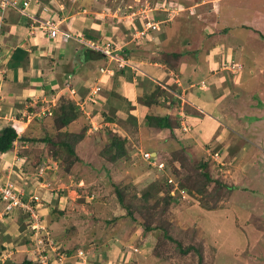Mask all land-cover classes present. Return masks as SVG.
<instances>
[{
	"label": "rangeland",
	"instance_id": "374dc122",
	"mask_svg": "<svg viewBox=\"0 0 264 264\" xmlns=\"http://www.w3.org/2000/svg\"><path fill=\"white\" fill-rule=\"evenodd\" d=\"M54 1L71 13L86 9L92 17L113 21L112 33L134 41L141 50L153 47L159 53L158 61L175 75L184 60H196L201 65L206 62L212 69L219 61L230 72L229 78L234 75V82L240 80V69L247 72L239 86L231 83L232 88L222 100L227 111L226 136L205 145L188 144L191 135L186 125L180 126L183 129L179 134L170 129L161 133L146 120L138 123L135 116L133 122L120 118L124 125H115L100 111L92 118L98 128L90 129L93 127L87 113L92 115L93 109L85 106L89 96L82 103V98L74 97L78 92L69 82L65 85L68 94L44 97L25 118L10 116L4 126L11 125L20 136L37 141H16L11 152L20 151L23 164L19 166V162L9 164L0 155V241L4 232L13 237V243L0 250V264L25 259L34 264H264V0H223L219 5V0ZM27 13L36 15L29 9ZM154 15L161 24L146 37L141 31L143 23ZM56 20L58 34L49 36L44 32L59 45L78 36L64 30ZM157 32L165 33L161 37L168 35L160 45L153 40ZM76 39L94 50L82 40L85 36ZM118 43L124 50L118 54L129 57L131 46L126 48L123 40ZM175 50L186 53L182 61L170 56L168 64L165 55ZM178 82L181 85L175 83V89L183 86L182 78ZM64 97L74 99L87 111L82 109L80 124H70L75 132L87 126L85 138L77 145L84 168L74 172V182L68 178L69 163L78 161L77 156L38 140L46 136L61 140L60 131L65 127L57 121L55 109ZM96 98L97 94L92 100ZM161 103L167 104L165 96ZM169 114L174 116L173 111ZM125 130L132 133L133 139ZM108 132L128 139L126 154L116 162L104 158L111 143ZM144 151L154 152L157 159L144 160ZM216 151L220 162L211 157ZM184 155L191 160L190 166L182 165ZM201 162L209 163L208 169L192 166ZM17 167L25 168L30 175L39 172L45 176V190L50 194L45 206L38 192L34 194L39 204L30 203L33 194L26 198L20 177L16 176ZM52 168L57 172L47 171ZM206 170L214 181L198 186ZM167 174L172 181L166 180ZM9 187L28 201L19 198L7 205L11 199L6 196ZM128 207L133 216L128 215ZM38 227L48 233L42 232L46 239L40 246L35 242ZM132 233L135 237L128 243Z\"/></svg>",
	"mask_w": 264,
	"mask_h": 264
},
{
	"label": "crops",
	"instance_id": "0c3cea01",
	"mask_svg": "<svg viewBox=\"0 0 264 264\" xmlns=\"http://www.w3.org/2000/svg\"><path fill=\"white\" fill-rule=\"evenodd\" d=\"M221 2L223 0H219L218 5ZM6 10L4 13L0 11V131L5 127V120L9 122L10 116L17 119V116L22 117L23 115L25 118V115L35 108L44 97L51 98L57 94H68L65 85L66 82H69L71 87L78 92L74 97L82 99L89 95L93 87H100L102 93L105 94L100 92L102 100L99 98L88 104L94 114H97L98 111L109 112L114 108L118 118L127 119L130 116H135L138 123H144L148 113L164 114L165 111L167 113L173 111V115L180 118L182 125H186L190 131L191 137L187 139L188 144L194 142V145L197 143L205 145L208 141L223 140L224 135L227 134L228 128L225 122L227 111L222 100L232 88L231 83L234 82V75L229 78L230 72L225 67L222 68L219 61H216L215 69H212L206 62L201 65L196 60V63L184 60L185 63L179 67L178 74L175 75L169 68L167 69L165 63L158 61L156 57L159 53L153 47L146 46V49L141 50L134 41L130 39L126 41L119 34L112 33L115 24L113 21L109 19L101 21L98 17H92L88 15L89 11L86 9L71 13L65 9V6L56 5L54 0H50L48 3H44L43 0H39V3L36 0H31L29 10L36 14L34 16L39 21L47 18L59 19L64 30L97 42L105 43L111 40L119 44L118 42L125 41L126 48L131 46L130 50L133 51L127 57L129 64L125 68H120L116 61H110L106 56L102 58L99 52L88 49L82 41L76 39L78 36L73 37L68 43L59 45L40 28L39 22H35L28 15L21 14L20 10L15 7H9ZM106 30H110V32L107 33ZM164 34V32H157L156 35L154 34L153 40H156L160 45L161 39H168V35L161 37ZM246 54L249 53L246 52ZM235 58L241 59L236 56ZM101 68H105L106 71L102 72ZM246 72L244 69H240V80L234 83L239 86L240 82L244 80ZM178 78L183 80V86H180L182 88L180 105L172 106L167 103L169 105L167 109V104L147 105L138 101L140 95L152 91L156 87L157 81L170 85L179 84ZM203 81L206 83L205 85L202 84ZM237 85L234 84V86ZM74 122L80 124L81 118ZM5 124L7 123L5 122ZM114 124L118 123L114 122ZM181 129L183 128H175L174 132L179 134ZM164 130L169 129H156L161 133ZM125 133L127 136L129 134V139L132 138V133L130 134L127 130ZM78 149L79 147H77ZM19 152L16 149L12 152L0 153V155H4L3 160L8 159L9 164L19 162L17 163L19 166L23 164L21 160L23 157ZM18 155L21 156L20 161H17ZM81 162L82 160H78L71 164L68 178L72 182H74L73 177L76 176L74 172L84 168L80 165ZM49 170L57 172L53 168L47 171ZM15 172L16 176L20 177V185L26 192V198L38 192L42 194L41 203L45 206L48 202L47 197L50 196L47 189L45 190V176L40 175L39 172L30 175L27 174V171L25 173V168L18 170V167ZM37 187L39 191L36 190ZM13 222L17 223V221ZM6 237H10V239L7 240ZM132 237H135L134 233L127 240L128 243ZM1 238L3 243L0 241V246L7 247L13 243V237L5 232L1 233ZM5 248L0 247V250Z\"/></svg>",
	"mask_w": 264,
	"mask_h": 264
},
{
	"label": "trees",
	"instance_id": "16d2710c",
	"mask_svg": "<svg viewBox=\"0 0 264 264\" xmlns=\"http://www.w3.org/2000/svg\"><path fill=\"white\" fill-rule=\"evenodd\" d=\"M157 18H159V17H157ZM139 22H140V20H139ZM138 24H140V23H138ZM141 27H142V24H141ZM185 53H186V51L184 52V51H177V50L171 51V53L167 52L165 55L167 57L166 58L167 63L170 64V62H169L170 56L173 60L176 59V61L177 60L182 61ZM100 55L105 56L102 53H100ZM197 63H199V62H197ZM125 67H123V68H125ZM121 72L123 73V71H121ZM155 86L156 87L152 91H149V92H146V93L140 95L138 97V101L140 103H144L147 105L160 104L161 99L165 96L166 102L169 105L178 106L181 104V101H182L181 89L180 88L175 89L174 88V86H176L175 84L170 85V84L161 83V82L157 81ZM167 91L170 92L169 95L167 94ZM100 92H101V94H103L101 89L99 90V93ZM112 93L114 94L116 92H112ZM101 94L99 95L100 100H102ZM103 95H105V94H103ZM41 104H42V101L37 104L36 108H38L39 105H41ZM59 104H60V107L58 109H55V114H57V121H59V123H61V125H62L61 127H63V128L65 127L64 130L60 131L63 134V136L61 137V140L55 141L52 137H47V136L42 137L41 139H38V140H40L42 142H48V143L50 142V143H53V145H55V146H60V148H65V149H67L70 156H72V155L77 156L76 160H80L79 155H77L76 147H77L78 143L82 139L85 138L87 126H84L82 129L75 132V131H72L70 129V126H71L70 124H72V122H74L77 119H80V118L82 119V117H84V114L82 112L80 105H77L70 98L64 97V99ZM87 107L90 108L89 105H87ZM33 110H35V108H32V111ZM100 112L103 113L106 121H112V122H117V123L120 122V118H118L116 116V110L114 108H112L109 112H106V111H103V112L100 111ZM128 119L133 122V117L130 116V117H128ZM146 121H147V123H149L153 127H156L158 129H170L173 132H174L175 128H178L182 125L180 120L178 121L177 119H175L174 116H171L169 113H164V114L148 113L146 115ZM121 124H123V123H121ZM18 133L19 132L17 131V129L11 125H6L0 131V153H5V152H9V151L13 150L17 140L22 142V143L27 142L29 140L37 141V139H35V138H29L25 135L20 136ZM107 135H108L111 143H110L109 147L107 149H105V153L107 155L104 158L107 159L108 161L110 160L112 162H116V161L121 160V158L124 157V154H126V151H127V142H128L127 137H124V136L122 137L121 135L114 133V132H108ZM181 152H184V151H181ZM181 161H182V165H184V166L187 163H188L187 165L190 166L192 163L191 160H189L186 155L181 157ZM72 163L73 162H71L69 164H72ZM209 165L210 164L207 162H203V163L201 162L199 164H193L192 166L195 168L196 167H203V168L208 169ZM202 174L204 175L205 179H202V181H198V184H197L198 186H200L202 184L205 187L208 182L214 181L213 177L210 176L208 170L204 171ZM215 181L218 182L219 180L217 179ZM180 183L183 186L184 182L180 181ZM227 188H228V186H227ZM120 196H121L120 197L121 200L123 201V199H122L123 196L121 194H120ZM23 199L27 200L24 196H23ZM167 202H169V199ZM128 215L133 216V212L129 207H128ZM44 234H46V233H44ZM43 237L45 240L46 236L44 235ZM6 238H7V240L10 239V237H6ZM0 247L5 248L3 246H0ZM16 264H34V262L30 259H25L22 262L16 263Z\"/></svg>",
	"mask_w": 264,
	"mask_h": 264
},
{
	"label": "built area",
	"instance_id": "2783aa9c",
	"mask_svg": "<svg viewBox=\"0 0 264 264\" xmlns=\"http://www.w3.org/2000/svg\"><path fill=\"white\" fill-rule=\"evenodd\" d=\"M30 3H31V0H22V1L21 0H0V11L2 13H4L6 11V9H8L9 7H15L16 9H19L22 14L29 15L27 13V10L29 9ZM29 16L32 19H34L35 22H39V26L42 28L43 31L44 30L47 31L48 34H49V36H56L58 34V31H60V28L58 26V21L55 20V19H45L43 21H39V19H37L34 15L33 16L32 15H29ZM157 21L158 20L155 19V15H154L153 18L146 19L145 23H143V25H144L143 26V29L141 30V31H143V34L142 35H145V36L146 35H149L150 34V31L153 28H155V27L157 28V26H159L161 24V23H158ZM78 37L81 38V36H79V35H78ZM82 40L86 44L89 43L90 44V47L93 48L94 50L100 51L105 56H107L109 59H111L112 61H116L118 67L123 68V67H125L126 65L129 64V59L127 57H124V55H121V54H117V52L118 53L119 52L120 53H123L124 52V50L122 49V47L119 46L117 43H114L112 41H108V42L102 43V42L93 41L91 39H88V40L82 39ZM0 52H1V28H0ZM101 70L102 71H105L106 69L101 68ZM99 90H100V87L99 86L93 87L91 89V91L89 92V95H88L89 96V98L87 100L88 102L85 105L86 107H87L88 104H91V101H93L92 100V97L95 96L96 94H97V98L96 99H98V97H99V95H98ZM71 91L73 92V89H71ZM81 102L82 103H85V99H83ZM80 107H81V109H84L82 107V105H80ZM87 115L89 116L90 121L92 122V127L94 129H97L98 127L96 126L95 122H93V119H92L93 116L92 115H89L88 113H87ZM154 154L155 153H152L151 151H146V152L144 151L143 152V155H141V156L143 157L144 160H146V161L149 162L150 159L152 161H154V159H157V157ZM211 157L214 158L217 162H220V160H219V157H220L219 151H216L213 154H211ZM164 165H166V164H164ZM171 179L172 178H169V174H167V181H169V180L172 181ZM176 188H178V185L177 184H176ZM7 189H9V190H8L6 196L9 197V198H11L10 201L7 203V205H10L13 202H17L19 200V198L22 201V195H20V192L19 191L18 192H16V190L13 191V189L10 188V187L7 188ZM183 195H184V193H183ZM184 197H187V194L184 195ZM34 199L35 200H39V197H37L36 195L33 196L29 200L31 204H32V200H34ZM24 203H26V202H24ZM33 228H36V227H33ZM32 230H34V233L36 232L35 229H32ZM38 231H39L38 233H35L36 234L35 242H36V244L38 246H40L45 241L43 235H41L42 232L45 231V228L44 227L43 228L38 227ZM38 239H40L39 242L36 241Z\"/></svg>",
	"mask_w": 264,
	"mask_h": 264
},
{
	"label": "clouds",
	"instance_id": "9594fccd",
	"mask_svg": "<svg viewBox=\"0 0 264 264\" xmlns=\"http://www.w3.org/2000/svg\"><path fill=\"white\" fill-rule=\"evenodd\" d=\"M98 52H100V51H98ZM100 53H102V52H100ZM102 54H103V53H102ZM103 55H104V54H103ZM106 57H107V56H106ZM104 69H105V68H104ZM101 71H102V70H101ZM105 71H106V70H105ZM102 72H104V71H102ZM90 91H91V90H90ZM98 95H100V93H98ZM98 99H99V97H98ZM88 108H89V107H88ZM89 109H91V108H89ZM92 116H93V118H94V113H93V111H92ZM88 121H89V123H90V120H88ZM153 153H154V152H153ZM23 196H24V195H22V199H23ZM33 196H35V194H34ZM33 196H31L30 199H31ZM30 199H29V200H30ZM23 200H24V199H23ZM27 201H28V199L25 200V202H27ZM35 201H37V202H35ZM32 204H33V205H34V204H39V202H38V200H35V199H34V200H32ZM29 230H30V232L33 231V230L30 229V228H29Z\"/></svg>",
	"mask_w": 264,
	"mask_h": 264
},
{
	"label": "bare ground",
	"instance_id": "6f19581e",
	"mask_svg": "<svg viewBox=\"0 0 264 264\" xmlns=\"http://www.w3.org/2000/svg\"><path fill=\"white\" fill-rule=\"evenodd\" d=\"M90 129H94V128H90Z\"/></svg>",
	"mask_w": 264,
	"mask_h": 264
}]
</instances>
